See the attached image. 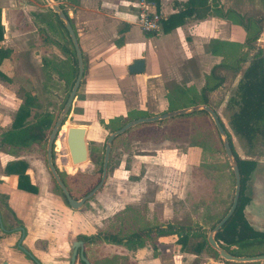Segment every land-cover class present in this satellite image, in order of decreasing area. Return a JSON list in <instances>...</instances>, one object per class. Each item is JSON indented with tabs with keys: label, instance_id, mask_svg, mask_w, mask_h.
<instances>
[{
	"label": "rangeland",
	"instance_id": "374dc122",
	"mask_svg": "<svg viewBox=\"0 0 264 264\" xmlns=\"http://www.w3.org/2000/svg\"><path fill=\"white\" fill-rule=\"evenodd\" d=\"M45 4V0H0V9L10 8L7 18L11 22L6 40L12 53L8 70L10 78H0V120L6 125L13 120L24 97L31 99L34 118L47 112L53 115L61 112L60 107L66 97L67 72L71 63L59 46L67 42V36L56 23L52 6L43 7ZM249 4L243 16L255 20L260 27V36L251 44L252 49L246 51L243 46L245 40L239 48L236 45L225 47L221 61L225 65H233L234 60L245 53L247 60L239 66L240 72L256 51L264 54V48L259 43L264 34V0H251ZM149 43L145 40L143 44L145 52L150 51L147 48ZM151 51L155 60L148 61L147 71L163 69L165 61ZM214 67L208 65L197 78L187 65L182 71L178 67L169 69L157 81L149 82L154 85L157 96L147 95L137 86L134 92H122L117 96L103 92L95 96L93 84L87 83L83 77L71 110L53 144L56 168L66 175H75L76 196L95 187L87 177L94 175L102 163L108 136L124 124L161 115L169 108L168 105L179 110L191 102H199L201 95L207 96L208 106L214 112L223 101H228L230 93L226 83L229 84L230 77L236 74L230 69ZM212 70L215 76H224L223 89H227L224 96L200 90L207 81L215 83L210 79ZM190 79H195V82L189 84ZM134 82L135 79L131 84L106 83L105 86L106 89L108 86L125 89L128 85H136ZM160 88L167 90L168 104L164 97L158 95ZM229 114V110L224 113L225 122H228ZM207 115L197 111L139 124L127 130L114 143L103 187L77 210L65 205L61 197L52 192L53 182L41 150L5 158L8 160L0 158V176L4 166L21 159L27 163L30 181L38 188L27 211V222L22 225L26 230L22 246L41 264H69L71 245L79 236L91 238V242L85 244L84 252L94 264H108L104 260L114 255H120L121 259L127 256L129 261L126 260V264H205L210 259L222 264V259H213L208 252L199 256L180 253L175 237L159 239L171 245L169 251L160 253L159 263L153 262L148 245L133 253L123 246L100 240L107 233L122 238L132 231L143 233L158 225L179 223L191 225L194 230L201 229L208 235L210 227L230 208L235 185L232 165ZM70 127L86 129L87 160L79 165H73L69 157L66 132ZM232 143L238 156H246L245 142L232 139ZM6 201L7 196L0 191V209L3 212V221H0V264H33L16 247L20 233H6L20 226L6 211ZM261 227L264 228V224ZM37 241L41 244L36 245Z\"/></svg>",
	"mask_w": 264,
	"mask_h": 264
},
{
	"label": "crops",
	"instance_id": "0c3cea01",
	"mask_svg": "<svg viewBox=\"0 0 264 264\" xmlns=\"http://www.w3.org/2000/svg\"><path fill=\"white\" fill-rule=\"evenodd\" d=\"M49 1L65 7V12L70 19L71 26L77 37L82 56L85 57L86 60V71L83 77H85L87 83L93 84V95L99 96L103 92H109L111 93L109 95L117 96L122 92H134L133 89L137 86L138 88H142L139 90H145L147 95L157 96L154 85L149 82L157 81L160 77H163V73L169 71V69H173V67L180 68L184 65L189 66L188 62L191 60L194 63L197 74L202 75L203 69L205 70L208 65L211 64V66L217 67L221 63L224 56L223 49L225 47L233 48L236 45L239 48L243 44L245 40L243 29L232 20L223 18L221 14L218 13L217 9H221L223 13L227 10H232L243 16L245 13L244 9L250 5L249 2L251 0H218L219 4L216 10L212 8L205 18H188L183 25L166 33L161 30L157 34L143 33L136 24L138 10L135 7V0ZM188 1L189 0H159L158 10L163 14L164 19H168L170 16L181 11ZM45 2L46 4L43 5V7L49 5L47 0H45ZM24 7L27 8V4L24 3ZM0 10V21L4 29L3 41L0 43V46L10 49L11 47L7 43L8 41H6L11 29V22L7 18V10H10V8L4 7ZM30 10L29 12H31ZM145 40L150 41L147 48H149V52L151 53L145 52L144 50L145 47L143 44ZM214 41L220 43L218 45L219 49L217 55L211 54L209 51L210 48L208 49ZM259 41L263 49L264 34L263 39ZM244 49L245 51L247 50L245 47ZM151 50L158 54L160 60L165 61L163 69L147 71L148 61L155 60V55L154 53L152 54ZM144 55H146V57H144ZM11 59L12 53L9 58L4 60L0 65V72L7 78H10L8 70ZM136 59L144 60L145 71L143 74L131 75L128 72V67ZM242 72L239 71L234 73L236 74L235 77L231 76L229 84L226 83L230 93L229 99L234 94L237 83L242 76ZM204 74H206V71H204ZM216 77L221 78L222 82L214 91L210 92V94L219 95L221 97L224 96V92H227V89H223L225 86L223 80L224 76L221 74L218 76L216 75ZM195 78L197 77L195 76ZM134 79L136 85L134 84L132 87L128 85L125 89L119 88V86H108L109 88L106 89L107 86H105L106 83L131 84ZM193 81L190 79L188 83L193 84ZM202 89L200 90L202 91ZM158 91V95L164 97L166 102V97L168 96L167 90L160 88ZM197 92L200 91L197 90ZM229 99L228 101H223L215 111L225 129L230 133L231 138L234 141H239V139L232 134L228 122H225L224 118V113L227 112V110H229V116H231L237 109L234 104L229 102ZM166 104L168 103L166 102ZM167 112L168 108L163 114ZM1 116L0 119H2ZM12 121L6 125L4 121L0 120V135L4 131L10 129ZM11 157L12 156L8 154L0 144L1 160H8L5 158ZM241 158H248L255 162V168L246 184L245 193L249 201L244 207V216L254 230L264 233V228L261 227V225L264 224V151L262 147H258L255 149L254 156H242ZM1 180L0 191L7 196V201L5 202L6 211L9 212L15 223H21V225L26 224L27 211L31 208V200L36 194L18 190L17 176L5 174V166L2 176H0V181ZM0 215L3 216L1 209ZM25 239L26 230L24 240ZM40 244L41 241H37L36 245ZM138 251L139 250H137L136 253ZM179 252L187 255V253L181 250ZM159 257L153 258V262L159 263ZM209 264L221 263H215L214 260L210 259Z\"/></svg>",
	"mask_w": 264,
	"mask_h": 264
},
{
	"label": "trees",
	"instance_id": "16d2710c",
	"mask_svg": "<svg viewBox=\"0 0 264 264\" xmlns=\"http://www.w3.org/2000/svg\"><path fill=\"white\" fill-rule=\"evenodd\" d=\"M58 2L59 0H53ZM156 4L157 9L159 8V0H153ZM219 2L218 0H189L183 7L181 11L177 14L170 16L168 19H165L162 22L161 30L163 32H169L185 23V20L188 18L193 19H202L205 18L212 8H217ZM58 7L63 11L67 20L70 22L69 17L67 16L65 9L62 5ZM218 13L225 19L232 20L235 24L239 25L245 33V43L244 47L247 49H252L251 44L260 36V27L257 26V23L252 18H245L232 10H227L224 13L221 9H217ZM53 16L56 19V23L61 27L65 35L67 36V42L64 45L59 46L60 50L68 55L70 58V67L67 72L68 74V89L66 97L60 107L62 110L69 93L73 87L77 76V60L74 48L72 46L71 40L65 28L63 21H61L57 14L51 10ZM71 24V23H70ZM4 29L0 21V43L3 41ZM150 36V35H147ZM52 44V43H51ZM220 43L214 41L211 44L209 49L210 53L213 55L218 54V49ZM11 54V50L3 48L0 46V65L1 63L8 59ZM83 66H84V75L86 71V60L82 56ZM245 53L239 56L234 60L233 65H225L222 62L216 68H225L230 69L233 72L237 73L240 71V65L246 62ZM189 67L192 70L194 76H198L197 71L194 67L193 61H189ZM183 67H180V70H183ZM212 70L210 72V79H213L215 83L207 81L202 89L203 93H209L214 91L217 86L222 82L221 78L216 77L213 74ZM0 78L6 80L0 72ZM83 83V81H81ZM199 102H191L188 106H183L181 108H188L196 105H208V100L205 95H201ZM229 102L236 106V111L229 117L228 125L232 134L242 142H245L246 145V156L252 157L255 155V149L262 147L264 151V54L261 51H256L253 54L251 59L247 62V66L242 72V76L237 83L236 89L233 96L229 99ZM32 102L29 97H24L23 102L18 106L15 116L13 118L11 127L9 130L4 131L0 135V144L4 147V150L14 157L25 156L33 151H42L44 154V161L46 160V145L47 139L50 135V132L58 119L60 111L56 115L51 113H44L36 118L32 116L31 113ZM176 109H171L169 106L168 112L174 111ZM199 113L207 115L205 111L200 110ZM216 113V112H215ZM189 116V115H185ZM208 117V115H207ZM219 119V118H218ZM220 121V120H219ZM221 123V121H220ZM226 138L228 140L232 156L235 159L241 179V192L238 200V205L231 216V218L224 224V226L215 233L214 240L217 245L225 250L227 253L234 257H254L258 255H264V233L254 230L249 223L247 222L244 216V207L248 203L249 199L245 193L246 184L248 179L255 168V162L248 158H241L238 156L234 150L232 143V138L230 133L225 129L221 123ZM215 127V126H214ZM219 141L222 146V139L218 132L215 129ZM123 135V134H122ZM116 137L113 144L120 138ZM223 148V146H222ZM102 158V157H100ZM112 155L110 156V162ZM52 163L55 167V170L60 177V180L66 187L70 197L75 200L83 198L87 193H89L93 188H89L81 193L79 196H76V182L75 175L70 176L65 173L60 172L54 164V152L52 148ZM28 169L27 163L24 160L18 159L12 161L5 167V174L17 176V189L22 190L31 194H37L38 188L36 185L31 183L29 175L26 173ZM102 171V163L96 169L94 175L87 177L90 180L92 185H97L100 181V175ZM50 175V173H49ZM79 176L86 177L85 175L78 174ZM50 179L53 182L52 192L55 195L61 197L65 205L68 206V203L62 194V191L55 183L54 179L50 175ZM227 213V212H226ZM225 213V214H226ZM224 214V215H225ZM224 217V216H223ZM222 217V218H223ZM221 218V219H222ZM220 219V220H221ZM219 220V221H220ZM218 221V222H219ZM217 222V223H218ZM216 223V224H217ZM20 226L21 223H19ZM210 227V231L215 227V225ZM195 226V225H193ZM198 228V226L196 225ZM157 237H168L175 236L177 238L176 243L180 246L182 252L187 254L199 256L203 252H208L211 254V258L217 259L218 254L215 252L207 242V232H201V229L194 230L191 225L183 224H168L166 226H160L156 229ZM79 240H82L85 244L91 242V238L86 236H79ZM101 241L122 245L127 248L135 249L142 248L145 245V242L148 241L154 250V255H156V246L151 241L152 240V231L147 230L143 233H137L136 231L130 232L127 237H118L113 234H104ZM162 249L168 248L166 244H159V247ZM126 258L121 259V257H112L111 259L105 260L108 264H126ZM79 264H84L82 261H79ZM223 264H259L255 262L248 263H239V262H225Z\"/></svg>",
	"mask_w": 264,
	"mask_h": 264
},
{
	"label": "water",
	"instance_id": "95a60500",
	"mask_svg": "<svg viewBox=\"0 0 264 264\" xmlns=\"http://www.w3.org/2000/svg\"><path fill=\"white\" fill-rule=\"evenodd\" d=\"M47 1L52 6L53 12H55L58 18L61 21H63L65 28L67 30V33L69 35V38L71 40L72 46L74 48L76 60H77V76H76L75 82L60 112V115L58 119L56 120L50 132V135L47 139V147H46V164H47L49 173L51 177L54 179L55 183L60 188V190L62 191V194L64 195L68 203V206L72 210H77L81 208L86 202H88L92 197H94L101 190L107 178V169H108L109 157H110V152H111V144L116 137H118L119 135L125 133L130 128L137 126L139 124L153 123V122L173 118V117L184 115L187 113H194V112L202 110V111H205L210 116L218 134L220 135L222 139L223 150L232 165V172L234 175V185H235L234 194H233L232 203L230 205V208L228 209L224 217L215 225L212 231L208 233L207 242L209 246L215 252H217L218 258L222 259L225 262H239V263L255 262V263L264 264V255H258L254 257H234L230 255L229 253H227L222 248H220L214 240L215 233L218 232L224 226V224L231 218V216L233 215V213L235 212L237 208L238 200H239L240 192H241V179H240L239 169H238L235 159L232 156V152L230 150V146L226 138L225 131L218 119L217 114L208 105H196V106L189 107V108L167 112V113L154 116V117H150V118L137 119V120L130 121L124 124L121 128H119L118 130L110 134L106 140L103 162H102V173H101V178H100L99 183L89 193H87L83 198L79 200H75L72 197H70L66 187L60 180V177L58 176L55 170V167L52 163V148H53L55 139L59 133V130L62 128L64 124L65 117L70 112L72 104L76 98V93L80 87L81 81L84 76V66H83L82 53L78 45L77 37L75 35V32L70 22L67 20L65 14L58 7L57 4L52 3L49 0ZM144 71H145V62L143 59L134 60L131 63V65L128 67V72L131 75L143 74ZM85 135H86V129L84 127H70L67 129L66 144H67V148L69 152L70 161L73 165H79L87 160L88 150H87L86 143H85ZM13 231L21 232V237L17 241L16 247L22 253H24L34 264H41L29 251H27L22 246V241L25 238V230L22 227H19V228H15ZM71 248H72V255H71L69 264H75L76 255L78 251H79V257L81 261H83L84 264H89V261L83 255V242L82 241H74L72 243ZM209 263H210V260L206 262V264H209Z\"/></svg>",
	"mask_w": 264,
	"mask_h": 264
},
{
	"label": "built area",
	"instance_id": "2783aa9c",
	"mask_svg": "<svg viewBox=\"0 0 264 264\" xmlns=\"http://www.w3.org/2000/svg\"><path fill=\"white\" fill-rule=\"evenodd\" d=\"M137 8L136 24L143 33L157 34L161 31L163 14L157 9L153 0H135Z\"/></svg>",
	"mask_w": 264,
	"mask_h": 264
},
{
	"label": "flooded vegetation",
	"instance_id": "af4514ba",
	"mask_svg": "<svg viewBox=\"0 0 264 264\" xmlns=\"http://www.w3.org/2000/svg\"><path fill=\"white\" fill-rule=\"evenodd\" d=\"M121 128V127H120ZM118 130V129H117ZM124 134V133H123ZM122 135V134H121ZM121 135H119V136H121ZM118 136V137H119ZM115 140V139H114ZM114 140H113V142H114ZM113 142H112V144H111V152H110V156L112 155V153H113V147H114V144H113ZM104 148H105V145H104ZM103 156H104V154H103ZM103 162V161H102ZM109 167H110V157H109V163H108V169H109ZM108 169H107V171H108ZM101 173H102V171H101ZM69 207V206H68ZM0 221H3V219H2V216L0 215ZM19 227H22V226H19ZM19 227H17V228H19ZM158 227H160L159 225L157 226V227H154V228H151V229H149V230H151L152 231V242L155 244V246H156V250H155V252H156V255H154V250H153V248H152V246L149 244V242L148 241H146L145 242V245L142 247V248H135V249H131V248H127V247H125V246H123V247H125L127 250H129V251H131V252H133V253H135L137 250H140V249H145V247H146V245H148L149 247H150V249H151V251H152V257L153 258H158L159 257V255H160V253L162 252V251H164V250H168L169 251V248H170V244L169 243H162V242H160L159 241V239L160 238H165V237H157L156 236V229L158 228ZM23 229H24V227H22ZM15 228H13V229H10L9 231H7L6 233H11V232H19L20 233V237H21V232L20 231H13ZM25 230V229H24ZM147 230H145V232H146ZM137 233H141V232H137ZM168 237H175V236H168ZM176 238V237H175ZM20 239V238H19ZM176 240H177V238H176ZM176 240H175V242H176ZM76 241H82V240H76ZM83 242V241H82ZM106 243V242H105ZM109 244V243H108ZM159 244H166V245H168V248H166V249H162V247L160 246L159 247ZM112 245H115V244H112ZM72 246V245H71ZM84 246H85V243L83 242V255H84V257L89 261V259H88V256H87V254H86V252H84ZM118 246H122V245H118ZM172 250V249H171ZM185 253V252H184ZM72 255V254H71ZM112 257H121L120 255H114V256H112ZM112 257H110V258H107V259H111ZM124 258H126L127 259V261H129V258L127 257V256H123ZM70 258H71V256H70ZM107 259H105V260H107ZM104 260V261H105ZM79 261H81V259H80V257H79V251L77 252V255H76V261H75V264H79ZM83 262V261H82ZM106 262V261H105ZM69 263H70V261H69ZM84 263V262H83ZM34 264V263H33ZM89 264H94V263H92V262H90L89 261Z\"/></svg>",
	"mask_w": 264,
	"mask_h": 264
}]
</instances>
